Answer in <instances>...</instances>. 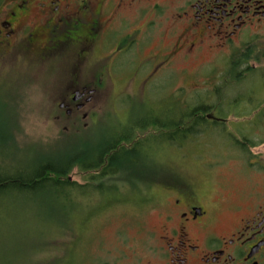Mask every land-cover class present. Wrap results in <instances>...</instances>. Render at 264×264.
<instances>
[{
    "label": "flooded vegetation",
    "instance_id": "flooded-vegetation-1",
    "mask_svg": "<svg viewBox=\"0 0 264 264\" xmlns=\"http://www.w3.org/2000/svg\"><path fill=\"white\" fill-rule=\"evenodd\" d=\"M213 50L215 82L202 75L201 104L183 106L180 117L192 120L164 112L173 131L164 139L177 145L195 126L196 137L216 139L215 167L229 162L238 181L222 210L197 181L158 182L147 194L140 181L128 186L138 213L154 221L142 227L141 264H264V0H0V65L26 60L49 72L57 63L68 119H85L105 82L108 96L116 87L117 96H140L156 75L185 73ZM156 117L142 125L157 127Z\"/></svg>",
    "mask_w": 264,
    "mask_h": 264
},
{
    "label": "rangeland",
    "instance_id": "rangeland-1",
    "mask_svg": "<svg viewBox=\"0 0 264 264\" xmlns=\"http://www.w3.org/2000/svg\"><path fill=\"white\" fill-rule=\"evenodd\" d=\"M156 44L163 48L167 43ZM217 59L218 53L213 50L203 53L198 61L185 67V73L173 72L174 77L165 72L160 73L153 82L147 84L144 92H140V96H117L118 87L113 96H108L106 89L110 84L105 82L102 91L95 95L93 102L85 109L88 114L85 119H68L58 108L59 92L67 86L68 81L59 79L57 63L55 69L49 72L52 65L48 67L26 60H10L1 64L0 126L7 128L13 134L15 143L23 147L16 153L18 158L13 163L26 170L34 161L64 157V152L69 148L75 150V145L81 146L78 149L81 151L84 142L100 147L125 130L129 134L127 137H132V140L121 145L127 149L137 143L144 146L140 150V157L143 158L140 160L142 174L137 179L141 191L149 193L158 182L167 185L197 181L207 192L214 207L222 210L223 196L231 192L238 180L235 174L228 171L231 167L227 165L229 162L221 169L215 167L216 139L201 137L199 132L197 137L176 145L164 139L173 132L171 129H157L154 124L142 125L154 115L165 117L164 112L169 108H176V120L190 121L189 116L180 117L185 112L183 106L201 103L206 88L202 75L208 76L209 71V76L215 82ZM78 83L92 85L95 82L82 80ZM154 85L155 89L152 90ZM152 137L154 140L147 141ZM85 176L74 168L67 179L77 185V192L95 193L97 190H93L95 187L92 186L89 189L79 188L86 184ZM133 182L134 185L137 183ZM122 184L126 186L122 191L126 190V194L129 192L127 197L135 202L120 201L104 207L105 203L97 200L95 195L89 196L83 192L75 195L78 207L88 205L91 208L81 215L75 213V203L71 205L62 200L56 204L63 206L65 216L73 213L80 218L78 221H69L62 216L65 219L61 217L62 224H58L39 216L37 218L30 210L23 218L13 220L9 234L0 240V264H141L142 227L154 221L152 217L138 213L135 193L127 189L133 185ZM42 196L38 192L26 201L7 205H25L37 213L41 208L38 205ZM89 213L93 214L92 217H89ZM84 218L88 220L83 221Z\"/></svg>",
    "mask_w": 264,
    "mask_h": 264
},
{
    "label": "trees",
    "instance_id": "trees-1",
    "mask_svg": "<svg viewBox=\"0 0 264 264\" xmlns=\"http://www.w3.org/2000/svg\"><path fill=\"white\" fill-rule=\"evenodd\" d=\"M162 116L159 115L153 120L156 124L155 126H157L155 128L169 129L168 125L162 123L164 120ZM193 120L194 122L201 121L199 118ZM194 127L180 131V136L183 139L177 140V145L181 141H185L188 136L196 137L195 134L191 133V131L195 130ZM128 135L125 130H121L118 135H115L114 139L104 142L100 147L93 146L94 144L90 142H84L82 143L83 148L81 151L78 150L81 146L75 145V150L72 151L69 148L68 151L64 152V157L62 155L49 161H34L25 170L15 162L13 163L18 158L15 156L16 153L23 147H19L15 143L13 134L7 128L4 129V126H0V240L9 234L8 230L12 227L13 220L23 218L29 210L37 218L39 216L45 221L58 222V224H62L61 219L64 217L69 221L80 220L73 213L65 216L63 206H56L57 202L62 200L71 205L75 203L76 206L73 208L77 210L75 213L83 214L91 207L88 205L78 207L75 199L77 193L86 192L89 196L95 195L97 200L100 199L105 203L104 207H108L110 203L120 201L131 202L132 200H129L131 197H127L130 194L129 192L126 194V190L121 191L113 188V186H123L122 183H128L127 185L131 186L134 185L133 181L137 182V179H140L139 148L141 149V144L137 143L128 149L121 145L122 142L128 143L132 140V137H127ZM165 138L172 140L169 134ZM74 168L86 175L84 177L86 184L79 188L81 190L86 187L89 189L92 186L95 187L93 190H97L95 193L76 191L77 185L67 179V176ZM121 177L125 179H120ZM124 189H126L125 185L122 190ZM127 189L131 188L128 187ZM38 192H41L43 196L40 197L42 200L38 206L41 208L37 213L32 208H26L25 205H7L26 201L30 196ZM123 195L125 197H122ZM38 199L33 198V200ZM90 200L88 202H91ZM71 211L72 209L69 212ZM92 215V213H89V217H92ZM87 220V218L83 219V221Z\"/></svg>",
    "mask_w": 264,
    "mask_h": 264
}]
</instances>
